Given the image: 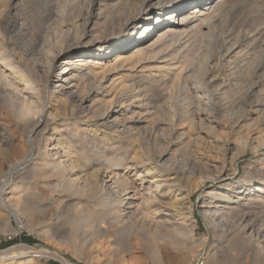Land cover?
I'll list each match as a JSON object with an SVG mask.
<instances>
[{
    "label": "bare ground",
    "instance_id": "obj_1",
    "mask_svg": "<svg viewBox=\"0 0 264 264\" xmlns=\"http://www.w3.org/2000/svg\"><path fill=\"white\" fill-rule=\"evenodd\" d=\"M229 5L232 22L222 30ZM193 46L204 49L199 70ZM194 79L193 103L168 110L171 96L158 88ZM1 111L9 132L35 146L10 151L14 137L0 129L10 216L17 207L27 217L62 209L87 238L109 240L112 264H182L183 240L195 232V188L182 186L191 178H229L251 151L259 162L246 167L247 189L225 183L199 208L218 219L238 201L264 206V0H0ZM222 134L232 144L218 142ZM254 226L244 224L260 259L264 231ZM33 254L75 264L29 246L3 252L0 263L28 264Z\"/></svg>",
    "mask_w": 264,
    "mask_h": 264
},
{
    "label": "rangeland",
    "instance_id": "obj_2",
    "mask_svg": "<svg viewBox=\"0 0 264 264\" xmlns=\"http://www.w3.org/2000/svg\"><path fill=\"white\" fill-rule=\"evenodd\" d=\"M238 6L241 8L243 7L241 11L245 10L244 6L246 5L244 2L239 3L237 7ZM232 11H233V8L231 9L229 5L226 9H224L221 12V16L218 17V19L221 20L220 28L222 30L223 29L226 30L228 26L230 25V23L232 22L231 21ZM222 23L226 25L222 26ZM198 44H200V42H198L197 45ZM199 53L200 55L198 56ZM202 54H204V49H201L200 46L192 47L191 58L194 59L193 61L195 63L194 62L193 63L197 65V67L196 66L194 67H196L197 70L200 69V67L202 66L203 60H204V57ZM124 65H127V63L125 62ZM150 65L153 66L152 63ZM198 66H199V69H198ZM60 70H61L60 64L55 65V67L53 68L54 73H59ZM113 72H116V71H113ZM114 74L115 75L117 74L116 75V78H117L122 73L120 72L119 74L118 73H114ZM114 74H111L109 76V79L115 78ZM196 80L197 79L190 80L187 84L183 83V84H180L179 86L176 85L170 88L169 87H159L158 90L160 92L167 93V95L171 96V98L168 100L166 104V108L168 110L170 109V111H174L176 109L179 110L181 106L182 107L190 106L193 103V99L190 95L189 88L190 86L194 85V82ZM50 88L51 87L48 86L47 90H49ZM48 102L49 100H45V105H47ZM1 115H4L2 111L0 113V122L3 117V116L1 117ZM3 128L6 130L7 133H9V135L10 134L12 135V131L9 132L10 128L7 125L5 127L2 121L0 123V129H3ZM231 137H232L231 134L230 135L222 134V136L219 137L218 142L222 143L224 139L227 140L228 138L229 143L232 144L230 140ZM20 139H21L20 137L18 138L14 137L12 139L10 151L14 147L20 150L22 146L26 150H30L32 149V147L33 149H35L34 145L25 143L24 140L22 139L20 140ZM3 147L4 145L0 143V156L2 155ZM48 150H50V148ZM96 150L98 152V149ZM186 152L188 155L183 154V156H186V158H190L191 152H188V151ZM209 152L212 153V155H214L213 151H209ZM12 153L13 152H10L9 155L6 154L7 156L6 159H9L11 157L13 158L14 155ZM262 153L264 152H261L260 155ZM226 156L227 158H230V156H232V152L227 153ZM3 157L5 156L3 155ZM0 161H1V157H0ZM258 162H259V159L257 157V154H254L251 151H247L244 154L236 158L233 173L232 175H230L229 178L218 177L217 179L212 178L211 180V178L210 179L207 178L209 177V174L204 172L203 174L202 173L198 174L196 177H194V179L191 178V180H189V183H186V184L184 183V185H182L184 186V188L187 187V190H191V188L192 189L195 188L194 191L190 195L191 198L189 202L190 213H191V218H192L191 222L195 224V232H194V237L192 241H189L186 238L183 240L189 249L188 251H185V255H183L184 257L182 260V264H185V263L187 264H207L208 261L214 258L218 262L217 264H264V258H260V259L258 258L259 259L258 261L257 256H256L257 254L256 248L259 247V245H257L254 242L255 238H253L252 242L249 240L248 235H250L249 233L250 231L244 227V224L246 223L250 225H255L254 230L261 229V231L262 230L264 231V219H262L263 221L260 220V218L264 217V209H263L264 206H261V204L259 203L243 204L242 201H238L236 203L228 205L230 208H233V209L232 210L224 209L223 212L227 210L228 213H224L225 215L221 216V218H218V219L216 217L213 218V217L202 215L200 208H199L201 203L208 201V196L210 192L221 190V188H224V186H226L227 183H233L235 185L237 184L234 187L233 191H242L244 189H247L249 183L246 178V172H247L246 167L249 165L252 166ZM261 168H263L261 169L263 171L260 170L259 172L262 174V176H264V165H261ZM120 171L124 172L125 169H120ZM211 176H216V174L212 173L210 177ZM11 180L12 178L8 177L7 175L0 174V254L8 250H11L12 248H20V247L29 246V247H33L37 249H42V250L44 249L45 251L46 250L47 251H50V250L57 251L58 253L64 255L67 259H69L75 264H112L111 257L108 255L112 247H107L109 243L106 242L109 240L108 239L92 240L91 237L87 238V235L86 234H85L86 236L84 235L85 230L81 225L80 226L83 228V230L81 229V227H79L81 229L79 230L78 228H75L73 224H71L73 222L71 220L73 219H71L72 218L70 217L71 215L69 216V214L65 213V210H62V209L56 210L55 208L53 209V207H51L49 208L51 211L47 209L44 212L45 213L44 215L42 213H36V215L38 214L37 217L36 215L30 216V217L28 215L27 217V214L25 212H22L20 210V207H17L16 209H14L15 210L14 212L17 213L16 214L17 219L10 216L8 210H6L4 206H2V201L7 202L5 198L6 195H4V193L9 191L8 189H5V188L9 187L8 184L11 183ZM5 183L6 185L3 186ZM233 191H222V194L228 195L230 197H234L235 194L233 193ZM221 198L223 197H220L216 202L218 201L226 202L225 199H221ZM239 205H241L242 208ZM245 213H247L246 216L244 215ZM249 213L250 215L253 216V218L254 217L255 218L257 217V218L253 219L252 216L249 215ZM248 215L250 217L247 218ZM45 216L48 218H46ZM241 216L243 219L241 218ZM36 218L39 220H36ZM7 220L12 225L11 228H7V225L5 223ZM42 220H44L45 222ZM71 225L73 226L74 230L78 229L77 230L78 232L75 230L77 232L76 234L74 230L73 232L70 229ZM82 231H84L83 234H82ZM73 235L75 236L72 237ZM80 235L82 236V239ZM21 238H30L32 239V242H25L23 240H20ZM77 238H79L80 240ZM11 241H15V242L10 244L9 242ZM89 241L90 243H88ZM253 242L256 244V245L254 244L255 245L254 246L255 249L253 248L254 250L250 246L251 243ZM2 243H6V244L4 246H1ZM82 243L84 244L82 245ZM25 260L23 259V261L28 264L29 263L30 264H51V263L60 264L58 262V259H56L55 257H52V256L45 257L44 255H41V254H35V255L33 254L32 257L26 258ZM14 263L15 261H7V262L0 263V264H14ZM126 264H148V260L141 259V261L139 260L137 263L128 262Z\"/></svg>",
    "mask_w": 264,
    "mask_h": 264
},
{
    "label": "trees",
    "instance_id": "obj_3",
    "mask_svg": "<svg viewBox=\"0 0 264 264\" xmlns=\"http://www.w3.org/2000/svg\"><path fill=\"white\" fill-rule=\"evenodd\" d=\"M20 240H23V241H25V242H32V239H30V238H21ZM13 242H15V241H11V242H9L10 244H12ZM6 243H2V245L1 246H4ZM51 264H57V263H51Z\"/></svg>",
    "mask_w": 264,
    "mask_h": 264
},
{
    "label": "water",
    "instance_id": "obj_4",
    "mask_svg": "<svg viewBox=\"0 0 264 264\" xmlns=\"http://www.w3.org/2000/svg\"><path fill=\"white\" fill-rule=\"evenodd\" d=\"M58 262H59L60 264H64V263H62L60 260H58Z\"/></svg>",
    "mask_w": 264,
    "mask_h": 264
}]
</instances>
